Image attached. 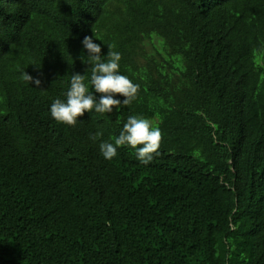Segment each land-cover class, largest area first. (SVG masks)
I'll use <instances>...</instances> for the list:
<instances>
[{
	"label": "trees",
	"instance_id": "1",
	"mask_svg": "<svg viewBox=\"0 0 264 264\" xmlns=\"http://www.w3.org/2000/svg\"><path fill=\"white\" fill-rule=\"evenodd\" d=\"M86 35L139 95L70 127ZM131 115L148 164L100 152ZM0 264H264V0H0Z\"/></svg>",
	"mask_w": 264,
	"mask_h": 264
},
{
	"label": "clouds",
	"instance_id": "2",
	"mask_svg": "<svg viewBox=\"0 0 264 264\" xmlns=\"http://www.w3.org/2000/svg\"><path fill=\"white\" fill-rule=\"evenodd\" d=\"M87 55H81L82 62L93 65L91 71V89L99 93V98L93 94L86 84L85 76L73 73L70 88L66 92V101L57 98L50 105V114L58 123L75 127L79 117L85 112L95 111L99 114H110L118 111L121 105H130L138 98L140 86L134 84L127 76L119 71L121 53L109 50L107 59L102 56V48L94 42L91 36H84L81 41ZM39 67V66H37ZM23 79L32 82L36 86L41 84L39 78H35L24 71ZM119 94L123 100L115 98ZM103 133L98 131L90 135L92 141H96ZM162 144V132L154 127L152 122L142 116L131 115L123 124V129L115 138L114 143L104 141L99 148L103 157L112 160L118 155L117 149L121 146L130 147L135 151L138 161L148 164L155 155H159Z\"/></svg>",
	"mask_w": 264,
	"mask_h": 264
}]
</instances>
